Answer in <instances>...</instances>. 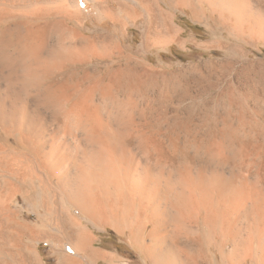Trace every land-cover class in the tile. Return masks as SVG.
<instances>
[{"label": "bare ground", "instance_id": "6f19581e", "mask_svg": "<svg viewBox=\"0 0 264 264\" xmlns=\"http://www.w3.org/2000/svg\"><path fill=\"white\" fill-rule=\"evenodd\" d=\"M132 1L136 7L120 0L119 11L101 9L93 0L84 7L81 2H73V7L60 5L52 10H41L42 13L37 8L15 10L12 8L15 1L11 2V7H0V70L9 84L6 88L0 87V91L6 89L5 94L0 93V126L7 133L20 134L25 148H33L41 154L42 166L52 175L51 182L57 178L58 186L71 201V208L79 209L87 218L99 223L105 219L118 223L121 216L116 213L118 210L122 216H143V223L148 220L147 224L153 226V239L145 248L159 263L198 264L201 260L204 264H217L207 251L210 245L206 243H211L219 230L223 234L219 235L221 242L213 247L223 254V264L254 261V253L264 264V185L261 181L249 180L244 173L238 175L232 171L227 175L216 166L208 165H226L233 160L231 150L235 143L240 145L237 149L241 154L264 150V70L256 73L257 83L252 88L242 91L232 86L218 91L214 106L203 98H192L194 107L188 119L162 112L157 119L150 120L149 114L157 109V101L149 95L157 82L154 72L137 69L133 63L135 59L128 60L125 66L115 59V55L121 57L124 50L131 47H124L121 41L123 29L128 26L124 19L133 20L142 29L143 40L136 51L138 54H144L155 37L163 38V43L169 42L177 30L170 25V15L164 7L150 6L156 3L154 0ZM249 2L166 0L168 8H190L196 21L202 20L206 3L211 15L217 18L218 26L241 39L245 29L258 34L264 26L263 20L252 22L254 10ZM138 5L143 7L138 8ZM84 16L98 23L93 30L89 29V35L80 28ZM107 17L116 23L111 31L99 26ZM70 21L77 25L71 26ZM153 22L161 23V28L153 27ZM49 29L56 35L52 44L48 42L53 33L51 31L49 36ZM11 47H15V52ZM7 69L12 70L9 75L4 73ZM15 71H21L24 80H38L40 90L36 105L51 108V117L46 118L37 107L30 110L28 103L32 92L27 89L9 95ZM139 96L143 104L137 102ZM221 100L228 103L223 113L219 109ZM198 113L200 122L192 127ZM139 117L141 120L137 119ZM259 117L263 118V125L257 122ZM32 140L36 142L33 144ZM2 148L0 144V217L9 213L6 200L17 188L14 181L20 185L25 183V178L19 176L25 172L10 171L13 165H23L20 161L23 157ZM135 150L143 152L146 164L137 157ZM152 156L158 162L165 161L168 169L155 167ZM42 175L38 176L42 184H49V179ZM171 208L184 214L200 215L205 235L199 246L178 247L169 242L164 222L159 218ZM248 216L252 221L243 224L242 217ZM15 226L20 227L19 224ZM244 231L248 233V243L251 242L247 246H243L247 243L242 237ZM8 232L6 229L4 237L12 238ZM226 239L232 242L231 246L227 247ZM84 248L92 262L104 256L90 246ZM8 252L0 248V264H8L7 258L11 257L7 256ZM67 259L62 256L61 264H66Z\"/></svg>", "mask_w": 264, "mask_h": 264}, {"label": "rangeland", "instance_id": "374dc122", "mask_svg": "<svg viewBox=\"0 0 264 264\" xmlns=\"http://www.w3.org/2000/svg\"><path fill=\"white\" fill-rule=\"evenodd\" d=\"M14 1L16 5L12 6V8H15V10L20 9L27 11L37 8L40 12L41 10H52L57 8V6L59 8L60 5L62 7H73V2H81L80 4H83L82 6L84 7V5L90 3L91 0H0V7H11ZM93 1L98 5L100 4L101 9L112 8L119 11L118 2H120V0ZM154 1L156 3L152 2L151 4L153 5L150 6L155 8L156 5V7L160 6L166 9V12L170 15L169 23L177 30V34L167 43H163V38L155 37L153 42L149 44V48L147 47L146 52L144 54H138L136 51L143 40L142 29L136 26L133 20L126 18L124 22L127 23L128 28L125 26L123 29L124 42L123 40L121 41L124 47L128 45H131V47L129 49L126 47L127 49L124 50L123 56L119 57V55H115L117 57H115V59H118L123 66H125L128 60L131 62L132 59H135L136 62L133 63L137 69L140 68L141 71L148 73L154 72L157 82L154 84L153 88L150 89L149 95L157 101V106H155L158 110L156 109L157 111L155 110V113L149 114L150 120L153 121L155 118L157 119L162 112L171 116L179 114L182 119H188L192 114V107H194L192 98H203L206 102L208 100L210 106H214V104H216V98L214 97L218 91L226 90L232 86L243 91L252 88L254 83H257L255 82L257 79L256 73L264 70V26L262 31L258 34H254L253 32L250 33L249 30L245 29L241 34V36H243L241 39L231 35L225 28L223 29L218 26L217 18L211 15L210 8L206 3H204L203 6V12H205V14L202 20L196 21L192 10L186 6L173 9L167 7L166 0ZM248 1H250L251 10H254L252 12L253 21L252 18L250 21H264V0ZM126 2L130 7H136L132 0H126ZM141 6L143 7V5H138V8ZM71 9L73 10L74 8ZM42 11L40 13H42ZM99 23L100 27L102 26V28L110 29V31L116 24L114 20L108 17L104 18ZM97 24L98 23H95L92 19L84 16L81 18L80 28L83 29L84 34L89 35L91 34L89 29L93 30ZM70 25H77V22L70 21ZM160 26L161 23L153 22V27L159 29L161 28ZM51 31L53 32V30L49 29V36L51 35ZM48 39L49 44L54 43L56 39L55 32H53ZM13 48L14 49L11 47L10 50L15 52V47ZM115 53L116 52H114V54ZM10 70L7 69L4 73L9 75L8 72H10ZM1 71L2 70H0V87L6 88L8 82L6 83L4 81ZM21 75V71H15L11 76V84L13 86L10 84L11 88L8 90V93L11 94L9 95L14 96L17 92H25L24 90L27 89L32 92L30 94L32 97L29 96L30 102L28 103L30 110L33 111L37 107L46 118L51 117L53 115V110L51 108L47 106H43V108L41 105V107L36 105L37 94H39L38 92L40 90V85L36 82L38 80L26 78V80H28L26 81L23 79L25 77ZM32 79L35 81H32ZM257 90L259 91V89ZM4 92L6 93V89L0 91V93L5 94ZM23 95L25 96V94ZM34 96L36 97L33 98ZM137 102H143L142 96L137 98ZM227 104L228 103H225L223 100L220 101L219 109L222 113L227 108ZM114 107L115 106H113V109H116V107ZM161 108L164 111H162ZM117 109L122 111L121 108ZM137 119L141 120L140 117ZM200 119L201 116L199 117L198 113L195 118L196 122L194 121V123H192V127H194L195 124H199ZM257 122L263 125V118L259 117ZM11 124L13 123L11 122ZM183 132L182 136L184 134ZM183 138L184 136L182 139ZM33 142L36 141L32 140V143ZM0 144L3 150H8L12 153L16 152L18 155H21V158L23 157L20 160L23 162V165L20 167L13 165L10 171L21 170L25 172L22 173L20 171L22 175H19L25 178V183L20 185L17 181H14L17 188H19H16L17 191L11 192L9 198L6 200L9 213L0 217L2 226V232L0 230V248L3 247L4 250L10 251L7 254L8 257L11 256L9 259L7 258L8 264H61V257L64 255L66 259L68 257L66 264H161L155 258L153 259L150 251H147L145 248L153 239L151 235L153 226L151 223L147 224L148 220L145 222L147 225L143 223V216L141 218H138V216H122L121 210H118L116 213L121 215H119L120 217L117 219L118 223L111 221L107 222L106 219L102 220L100 223L90 220L79 209L75 207L71 208V201L67 195L63 193L64 191L60 186H58L57 178L51 182L52 175L42 166L41 154L33 148H25L26 144L20 140V134L14 131L12 133H7L4 128L0 126ZM235 144L232 145V148L233 146L234 148L231 150L234 156L232 158L234 159H231L228 164L221 165L218 163L217 165H208L210 167L216 166V168L224 171L227 175H230L232 171L238 175L244 173L249 180L253 182L261 181L260 184L264 185V150L260 153H245L246 156L244 153L241 154V152H238V149L241 147L238 143ZM135 151L137 157L143 164H146L143 152L141 150ZM238 155L240 156L238 157ZM26 159H28V161H26ZM205 159L209 161L208 157H205ZM241 159H243L245 164ZM258 160H260L261 166ZM152 163L157 168L160 166V168L168 169V165L165 161L158 162L153 156ZM209 163L211 162L209 161ZM200 166L201 165H197L196 167ZM241 169L242 171H240ZM246 171L248 173H246ZM40 175L49 179V184H47V182H43L42 184V179L38 177ZM171 199H174V197ZM175 210L176 209L171 208L166 215L159 218L164 222L163 226L166 231L165 234L168 235V239L170 240L169 242L178 247L188 246L195 248V246H199L200 239L205 235L203 220L200 215L196 213L184 214ZM148 212H150V210H148ZM203 214L204 212H202L201 215ZM250 214L252 213H249V215ZM250 217L251 216L242 217L243 224H246L248 221L251 222L253 218ZM6 219L11 221L5 223L4 220ZM141 222L143 223L142 226ZM11 223H13V225ZM14 224H19L20 227ZM6 229L9 230L7 234L10 233L12 238L9 236L7 238L4 237ZM215 233L216 235L212 237L211 243H206V246L210 245L207 246V251L210 252L217 264H223V254L213 247L216 243L219 244L221 242V236L219 235L223 234L220 233L219 230H216ZM243 233L242 237H244V240H247L246 245L243 244V246L250 245L251 242L250 244L248 243V233L245 231ZM18 234L20 235V238L18 237L19 239L16 238ZM242 239L240 238V240ZM20 242L23 244L22 247L20 246ZM226 243L228 244L227 247L232 245V242L227 241V239ZM256 243L258 242L256 241ZM86 246H90L102 252L104 256L95 262L90 261L85 253L86 248L84 247ZM257 247L258 245L256 244L255 248ZM246 252L247 254L250 253V251ZM252 258L254 261L244 260L243 264H263V260L255 253ZM198 264L204 263L200 260Z\"/></svg>", "mask_w": 264, "mask_h": 264}]
</instances>
